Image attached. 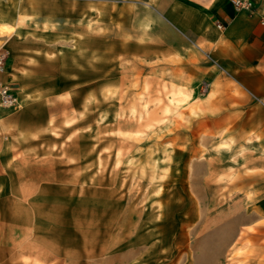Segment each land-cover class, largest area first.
Here are the masks:
<instances>
[{"label": "rangeland", "instance_id": "rangeland-1", "mask_svg": "<svg viewBox=\"0 0 264 264\" xmlns=\"http://www.w3.org/2000/svg\"><path fill=\"white\" fill-rule=\"evenodd\" d=\"M121 1L0 0L21 25L0 37L18 98L0 198L49 174L43 230L74 264H264V129L248 141L258 132L212 122L210 81L165 59L158 29L140 36L160 14L143 3L139 29Z\"/></svg>", "mask_w": 264, "mask_h": 264}, {"label": "crops", "instance_id": "crops-1", "mask_svg": "<svg viewBox=\"0 0 264 264\" xmlns=\"http://www.w3.org/2000/svg\"><path fill=\"white\" fill-rule=\"evenodd\" d=\"M252 1V11L240 12L232 0L121 1L123 7L131 3L137 28L143 3L150 4L160 14L161 19L153 29L142 30L140 36L152 33L155 37L154 29H158L162 36L155 42L163 45L161 53L165 59L176 50L184 54L187 59H180L178 68L184 70L185 77L207 79L211 83L214 98L209 99H214L216 109L211 121L259 133L246 135L245 139L258 138L264 129V0ZM0 24L16 26L11 34L0 31V37L6 36V39L21 27L19 17L14 24L2 20ZM146 53L148 57L151 54L148 50ZM5 68L0 70V80L8 83ZM10 112L11 109L0 107L2 131L16 120L17 116ZM26 164L24 171L28 172L51 170L49 163ZM50 179L49 174L43 180L30 174L19 181L26 190L12 191L0 198V264H74L64 254L67 249L60 250L54 243L52 232L43 230L47 223L37 200L52 184Z\"/></svg>", "mask_w": 264, "mask_h": 264}, {"label": "built area", "instance_id": "built-area-1", "mask_svg": "<svg viewBox=\"0 0 264 264\" xmlns=\"http://www.w3.org/2000/svg\"><path fill=\"white\" fill-rule=\"evenodd\" d=\"M233 5L237 11H252L254 9V2L252 0H232ZM264 22V19H263ZM5 55L0 54V65L4 61ZM18 98L14 88L6 82L0 80V107H12L16 105Z\"/></svg>", "mask_w": 264, "mask_h": 264}, {"label": "bare ground", "instance_id": "bare-ground-1", "mask_svg": "<svg viewBox=\"0 0 264 264\" xmlns=\"http://www.w3.org/2000/svg\"><path fill=\"white\" fill-rule=\"evenodd\" d=\"M26 17L25 15H21L20 18L22 19V17ZM23 17V19H24ZM141 23H142V27L145 29V28H150L152 26V19H151V15H149L148 13L146 14V17L142 18L141 20ZM14 28H16L15 25H7V24H0V31L1 32H4V33H7V34H11L13 31H14ZM1 43V42H0ZM1 49V48H0ZM2 69V67H1ZM179 93H182L181 90H178V94ZM172 102H176V101H180V99H178L177 97H174L171 99ZM147 104H144V107L147 108ZM3 124V122H2ZM246 140H251L250 137L246 138ZM241 146V145H240ZM242 149H244V147H246V145H242L241 146ZM239 217V216H238ZM236 218V217H235ZM229 228V227H228Z\"/></svg>", "mask_w": 264, "mask_h": 264}]
</instances>
